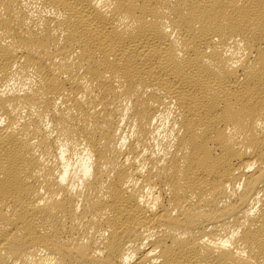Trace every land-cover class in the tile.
<instances>
[{
	"label": "bare ground",
	"instance_id": "obj_1",
	"mask_svg": "<svg viewBox=\"0 0 264 264\" xmlns=\"http://www.w3.org/2000/svg\"><path fill=\"white\" fill-rule=\"evenodd\" d=\"M0 264H264V0H0Z\"/></svg>",
	"mask_w": 264,
	"mask_h": 264
}]
</instances>
